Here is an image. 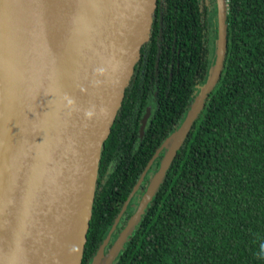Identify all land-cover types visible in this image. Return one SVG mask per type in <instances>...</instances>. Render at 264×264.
<instances>
[{
    "label": "water",
    "instance_id": "water-1",
    "mask_svg": "<svg viewBox=\"0 0 264 264\" xmlns=\"http://www.w3.org/2000/svg\"><path fill=\"white\" fill-rule=\"evenodd\" d=\"M217 5L207 82L140 179L135 191L166 150L137 212L90 264L114 263L221 78L228 1ZM157 7L158 0H0V264H83L104 146Z\"/></svg>",
    "mask_w": 264,
    "mask_h": 264
},
{
    "label": "trees",
    "instance_id": "trees-1",
    "mask_svg": "<svg viewBox=\"0 0 264 264\" xmlns=\"http://www.w3.org/2000/svg\"><path fill=\"white\" fill-rule=\"evenodd\" d=\"M167 1L174 13L167 25L172 38L176 33L181 59L187 54L192 58V75L186 77L182 70L162 89L133 161L126 151L119 159L115 179L131 164L121 200L182 126L215 61L217 21L207 56L200 0ZM227 1L221 78L113 264H264V0ZM213 17L218 19V5ZM120 119L118 115L101 163L114 154L118 142L122 147L133 141L123 137L131 133ZM166 152L157 158L155 174ZM102 204L97 195L83 264L91 263L113 222L101 218Z\"/></svg>",
    "mask_w": 264,
    "mask_h": 264
},
{
    "label": "flooded vegetation",
    "instance_id": "flooded-vegetation-1",
    "mask_svg": "<svg viewBox=\"0 0 264 264\" xmlns=\"http://www.w3.org/2000/svg\"><path fill=\"white\" fill-rule=\"evenodd\" d=\"M216 3L217 0H200L201 7L203 8V25L205 27L204 46L207 51V56L210 52L209 49H212L211 47L213 46V30L215 28V21H217L213 17L217 6ZM173 14L172 8L169 6L167 0H158L151 39L142 49L140 61L135 68L131 83L126 91L124 106L118 113L122 119L124 118L131 133L129 137L126 135H123V137L128 138V141L131 139L133 141L131 140V143L122 147V144L118 142L114 154L110 155L109 158L105 157L100 165L96 196L98 195V198L103 200V204L99 213L101 218L108 219V221L113 219L104 240H106L115 227L109 244L106 247V254L112 249L127 227L132 216L137 212L144 198L149 181L155 174V171H153L154 165L159 159L155 160L139 188L135 191L140 180L137 181V184L131 189L124 200L119 198V194L121 193L122 186H125V180H128L131 175L129 172L131 164L122 169L119 174L120 178L115 179L114 173L118 171V161L122 158L125 151L131 158L130 161H133L136 151H139L138 144L146 137L151 119L161 103L162 89L168 85L171 86L174 83L175 76L180 74L182 70L188 72L186 77L192 75V58L187 54L185 60L181 59V49H178L176 45V33H174V38H172L171 30L167 25V20L173 18ZM137 95L140 101L136 100ZM164 152L165 150L159 156H162ZM144 172H142L140 179ZM117 180L120 183L116 182Z\"/></svg>",
    "mask_w": 264,
    "mask_h": 264
},
{
    "label": "rangeland",
    "instance_id": "rangeland-1",
    "mask_svg": "<svg viewBox=\"0 0 264 264\" xmlns=\"http://www.w3.org/2000/svg\"><path fill=\"white\" fill-rule=\"evenodd\" d=\"M217 27H218V23H217Z\"/></svg>",
    "mask_w": 264,
    "mask_h": 264
}]
</instances>
